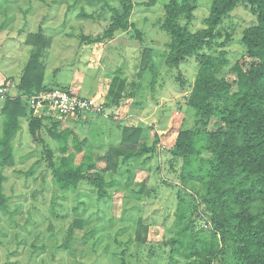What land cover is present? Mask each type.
<instances>
[{"label": "rangeland", "instance_id": "374dc122", "mask_svg": "<svg viewBox=\"0 0 264 264\" xmlns=\"http://www.w3.org/2000/svg\"><path fill=\"white\" fill-rule=\"evenodd\" d=\"M132 1L135 7L131 20L143 32L142 45L133 30L124 35L127 42L123 39L112 43L105 41L102 67L90 68L99 63L102 45L94 44L88 67L83 59L88 55V44L81 42L78 35L98 37L110 21L105 2L118 6V0H0V83L4 79H11L14 84L19 81L32 49L25 43L26 38L29 33L40 30L50 41L43 57L44 84L69 89L79 95L83 92H78L76 86L83 74L87 75L84 81L90 91L93 77L104 72L108 76L118 72L128 79L126 82L132 83L129 90L135 93L136 102L147 100L142 114L145 120L124 119L123 109L131 102L127 96L121 99L122 105L117 104L118 108L122 107L113 117L126 120L127 125L143 126L144 133L147 132L143 140L148 146L158 138L153 145L155 152L149 159L145 160L150 154L144 153L127 161L128 165H119L116 173H106L105 180H113V184L106 187L105 197H98L96 189L83 182L76 190L56 188L44 160L45 148L54 152L56 161L59 158L57 142L47 133L53 120L43 118L41 127L32 137L29 131L31 116L22 117L21 129L13 139L14 166L3 170L6 175L4 193L9 200L7 210L0 209V264H199L172 255L171 246L166 243L173 235L176 195L187 194L178 176L181 160L173 162V169L168 164L174 144L170 137L194 125V110L187 107L185 93L195 78L198 61L190 57L178 68L167 67L162 56L170 34L158 25L167 0H157L151 6L141 4L147 0ZM211 1L195 0L193 18L188 24L191 31L204 27L203 19L210 11ZM81 13L91 14L92 18H84L79 15ZM255 23L256 16L250 9L238 4L218 29L221 32L218 44L230 34L224 46L230 63L223 70L229 81L234 78L231 68L236 62L247 69L252 61L242 46L241 36L246 27ZM146 47L151 51L145 54L143 62L151 58L150 63L155 64L159 74L153 90L149 84L150 71H142L139 76L144 56L141 50ZM215 47L206 48L212 52ZM176 78L186 83V89H181ZM123 88L125 83L121 92ZM170 91H176L175 97H170ZM94 95L100 96L99 101L106 100L105 89ZM3 99L0 96V108ZM105 110L112 116V110L104 108L92 119L87 117V121L76 122L78 140H86L82 152L91 155L97 170L107 164L105 152L109 144L119 141L120 126L124 124H117L108 115L104 117ZM214 121L211 119L208 128H213ZM158 122L166 129V135L160 130L161 137L156 130ZM66 123L61 121L62 125ZM2 124L0 114V134ZM76 155L78 161L80 154ZM75 219L82 220L81 227L72 226ZM143 227H147L146 231ZM138 232L144 236V241L138 240Z\"/></svg>", "mask_w": 264, "mask_h": 264}, {"label": "trees", "instance_id": "16d2710c", "mask_svg": "<svg viewBox=\"0 0 264 264\" xmlns=\"http://www.w3.org/2000/svg\"><path fill=\"white\" fill-rule=\"evenodd\" d=\"M118 1V6L105 2L110 21L104 31L98 37L78 35L81 42L90 46L105 43L116 34L133 30L142 45L143 32L131 20L135 3ZM156 1L147 0L141 4L151 6ZM194 4L195 0H167L163 4L162 19L158 21L159 27L170 34L162 56L164 64L173 69L190 57L198 61L195 78L188 89L183 80L176 78L181 89L187 90L185 101L187 107L194 110V125L179 130L172 159L168 161L173 169V162L181 160L178 176L187 194L176 195L173 235L166 243L171 246L172 255L199 264H264V0H212L210 11L203 19L204 27L191 31L188 24L193 18ZM238 4L249 8L256 16V23L246 27L241 36L242 46L252 61L247 69L236 62L231 68L234 78L229 81L223 70L230 63L224 48L230 34L227 33L218 44L217 39L221 36L218 29ZM79 15L92 18L91 14ZM25 43L32 49L21 77L15 83L18 96H5L0 108L3 117L0 209L3 211L7 210L9 200L4 193L6 175L3 170L14 166L13 139L21 129L20 119L31 116L29 131L35 137L42 121L51 118L33 116L22 96L56 87L44 84L43 57L49 38L39 30L29 33ZM214 45L212 52L207 50L206 47L210 49ZM141 51L144 56L139 76L142 71H150L149 84L153 90L159 74L155 64L150 63L151 58L143 62L151 49L146 47ZM123 83L118 88L115 81L112 83L104 108L117 106L125 97L119 90ZM51 119L53 123L47 133L57 142L59 158L56 161L54 152L45 148L44 160L54 185L61 191L76 190L83 182L94 187L98 197H105L106 187L113 184V180H105L106 173H116L119 165H128L127 161L144 153L150 154L147 160L155 152L153 145L158 138L148 146L142 140L143 126L124 123L120 126L119 142L110 144L105 152L107 164L97 170L91 155L82 152L86 140H78L71 128L61 124L62 120ZM211 119L215 121L210 129ZM76 153L80 154L78 161ZM208 221L210 228H203V223ZM82 224L81 219H75L72 226L81 227ZM146 228L143 227L145 231ZM140 236L138 232V240L144 241V236Z\"/></svg>", "mask_w": 264, "mask_h": 264}, {"label": "built area", "instance_id": "2783aa9c", "mask_svg": "<svg viewBox=\"0 0 264 264\" xmlns=\"http://www.w3.org/2000/svg\"><path fill=\"white\" fill-rule=\"evenodd\" d=\"M16 85L4 79L0 83V96H18ZM100 96H80L69 89L52 88L29 95H23L27 107L35 117L44 115L56 120L76 117L87 112L102 113L105 100L99 101ZM105 97V95H104ZM203 228L209 229V221L203 223Z\"/></svg>", "mask_w": 264, "mask_h": 264}, {"label": "crops", "instance_id": "0c3cea01", "mask_svg": "<svg viewBox=\"0 0 264 264\" xmlns=\"http://www.w3.org/2000/svg\"><path fill=\"white\" fill-rule=\"evenodd\" d=\"M66 33L67 32H65V34ZM125 34H127V33L116 34L115 37L112 38L111 40H109L108 42L109 43L117 42V41L123 39V37H124ZM124 41L127 42L126 40H124ZM98 44H101L102 47H101V50L99 51L100 52V55H99V63L95 67H90L88 65V59L91 57L92 49H94L96 45H91V46L88 45L86 47V49L88 51V55L85 56L83 59L87 61V66L90 67V68H96V67H98V68L100 67L101 68L102 67V59H103V55H104V51H105V48H104L105 47V43H98ZM105 73L106 72L102 73L101 75L97 76L96 78L93 77L92 83L90 82V84L92 86V89L90 91L87 89V87L85 85V81H84L85 80V77L87 75H84L83 74L82 77H81V79L78 81V83H79L78 86H76L77 87L76 89H77L78 92H81V91L83 92V93H79V95H87V96H90L91 95L92 96L93 94H95L96 92H98L100 89H103V90L105 89V91H106L105 98L107 99L108 91H109V88L111 87L112 83L115 81L116 87L118 88L121 85V82L124 81L125 88L122 89V95L123 96L130 97L129 99L131 100L129 106L123 109L124 110V113L126 114V116H125L124 119H126V118H132V117H137V118H139V119L142 120L143 119L142 118L143 117L142 114H143V112L145 110V105H146V101L147 100H145V101L143 100V101L136 102L134 96L132 94L130 95V93L132 91L129 90V89L132 87V83L129 84L128 82H126V80H128V79L125 78L124 76H121L118 72L116 74H112V75H109V76L108 75H105ZM119 78L122 79V80H120ZM75 79H76V77H74V80ZM127 85H129V86L127 87ZM119 90L121 91V88ZM175 94H176V91H170V97L171 96H174L175 97ZM134 95H135V93H134ZM173 99H175V98H173ZM157 100H158V97H157ZM149 101H151V100L149 99ZM121 102H122V100L119 101V103H121ZM119 103H118V105H119ZM156 103H158V102H156ZM160 103H161V101H160ZM121 105H122V103H121ZM121 105H120L119 108H118V106L115 107V108H112V106L109 107L110 110H112V113H113L112 116L111 115L109 116V112L107 113L106 110H105V113H104L103 116L106 117L108 115V118H110L112 121L116 122L117 124H122L123 122L126 123L127 121L124 120V119L123 120H119V119H121V118H119V116L113 117V115H116V113H118L120 111V109L122 107ZM87 113H85L86 115L84 117H80V116H77V117H69V118H65L62 121H64V122L66 121L67 122L66 123V126H68L69 128L72 127L71 129L74 132H77V130H76V122L79 123L80 121H87V119H86L87 117H88V119H92L94 117V115H95V113H89V112H87ZM115 118H118V120H114ZM143 120H145V119H143ZM158 124L159 125H157V127L159 129L156 128L157 132L159 130V132H158L159 135L158 136L159 137L163 136V135H161V133H164V135H166V133H165V130L166 129L165 130L162 129L160 127V123L159 122H158ZM166 126H167V124H166ZM160 130H161V133H160ZM149 133H150V131H149ZM144 134L147 135V132L144 133V130H143V132H142V140H143ZM150 134L152 136V133H150ZM177 134H178V132H176V136H177ZM176 136H173V137L171 136L170 137L171 138L170 141H174L175 138H176Z\"/></svg>", "mask_w": 264, "mask_h": 264}]
</instances>
